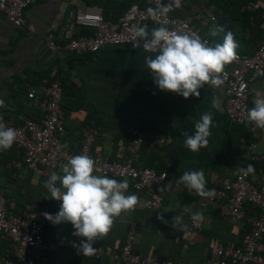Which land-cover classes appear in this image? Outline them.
<instances>
[{
    "label": "crops",
    "instance_id": "obj_1",
    "mask_svg": "<svg viewBox=\"0 0 264 264\" xmlns=\"http://www.w3.org/2000/svg\"><path fill=\"white\" fill-rule=\"evenodd\" d=\"M147 1L35 0L26 10L25 24L19 27L0 11V119L25 118L30 111L29 91H41L45 78L60 79L64 85L63 139L70 150L79 151L84 130L91 129L93 153L125 161L130 153L132 128L137 126L143 130L145 141L135 164L157 172L167 171L174 186L162 206L153 210L147 206L153 191L136 190L129 181L127 194L137 195L138 203L134 210L116 218L108 235L94 243L100 252L98 256L84 257L73 247L82 238L73 235L75 229L70 223L53 224L47 220L45 238L51 250L37 264H124L118 256L131 231L135 233L134 250L158 260L205 261L212 240L242 245L247 223L232 222L222 199L210 203L176 181L186 170H203L207 189H214L220 180L234 177L237 168H247L249 164L255 169L251 178L259 180L264 173V129L247 120L243 124L231 122L225 109V90L211 83L199 89V97L187 99L158 89L145 64V57H154L156 53L133 49L128 44L106 45L96 53H78L68 48L70 38L61 36L71 12L100 8L106 17L117 19L132 3L145 6ZM253 1L257 0H181V6L170 13L196 23L215 45L231 32L238 44L237 54H252L262 44L260 18L264 11L255 9ZM260 1L264 7V1ZM168 2L164 0L163 4ZM144 25L149 31L160 27L149 22ZM49 33L54 35L57 50L46 43ZM88 33H93V29L76 25L70 37ZM253 88L264 89V77L250 83V108L254 106ZM206 112L213 116L208 145L192 152L184 147L182 133L192 134L195 123ZM12 152L11 148L7 157ZM254 155L256 159L252 158ZM14 157L24 159L23 151L16 149ZM1 159L5 163L6 152ZM1 170L0 163V180L14 187L16 200L30 199L39 205L42 214L55 215L59 211V201L50 198L51 193L44 187L48 172L37 175L26 166L15 165L9 169L11 176L6 177ZM186 206L203 213L202 230H193L190 214L184 213ZM174 215H183L186 229L173 228ZM15 248L11 239L0 232V264L15 258ZM12 252V257H6Z\"/></svg>",
    "mask_w": 264,
    "mask_h": 264
},
{
    "label": "built area",
    "instance_id": "obj_2",
    "mask_svg": "<svg viewBox=\"0 0 264 264\" xmlns=\"http://www.w3.org/2000/svg\"><path fill=\"white\" fill-rule=\"evenodd\" d=\"M34 1L0 0V11L5 12L8 19L19 27L25 24L26 10ZM261 2L253 1L252 6L264 10ZM163 3L164 0H148L147 4L142 6L134 2L117 19L107 18L100 8L89 7L86 10L71 12L67 27L61 36L69 37L68 48L78 53H96L106 45L121 44L146 51L143 42L135 37L134 30L149 22L166 26L170 30L195 32L207 40L209 46H215L210 37L200 32L196 23L172 13L166 17L155 15L154 11ZM76 25L91 28L93 33L70 37ZM260 29L264 36V15ZM46 43L53 50L59 47L52 33L46 36ZM215 75L221 82L213 84L214 87L224 89L227 95L225 109L230 121L243 124L247 120V110L250 109V83L264 77V40L255 52L238 54L232 63L225 66L222 73ZM40 90L32 88L28 97L41 109L43 119L27 117L23 123L11 126L17 131L14 145L24 154V159L15 161L18 167L26 166L37 175L48 172L50 176L70 157L86 154L95 160L97 173L127 179L136 190L151 189L153 196L147 201V206L153 210L162 206L166 194L174 186L168 178L167 171L157 172L153 168L135 164V157L145 141V134L141 128L137 126L132 128L130 153L125 161L111 160L100 152L93 153L94 133L91 129L84 130L79 151H72L63 139L65 125L62 81L45 78ZM252 158L256 159L257 155ZM214 190L215 195L205 197L206 200L214 204L222 199L232 222L247 223L241 247L212 240L209 245V256L205 261L158 260L143 256L134 250L135 233L131 231L118 257L124 264H264V173L259 180L252 179L250 174L225 177ZM248 205L255 208V213L251 215L248 213ZM27 210L25 219L18 216L10 217L7 199L0 194V232L7 235L16 245L15 258L5 260V264H37L51 250L45 238L47 219L39 211V205L30 203ZM203 223L204 216L202 220L192 221L193 230H202ZM106 253L111 251L107 250ZM98 255L100 252L97 250L92 256Z\"/></svg>",
    "mask_w": 264,
    "mask_h": 264
},
{
    "label": "clouds",
    "instance_id": "obj_3",
    "mask_svg": "<svg viewBox=\"0 0 264 264\" xmlns=\"http://www.w3.org/2000/svg\"><path fill=\"white\" fill-rule=\"evenodd\" d=\"M180 6L181 0H169L167 4L159 5L154 14L166 17ZM211 34L217 35L218 32ZM134 35L143 42L144 50L156 53L154 57H145V64L157 88L185 99L199 97V89L205 84L220 83L215 74L222 73L225 66L238 55V44L231 32L226 33L223 42L214 47L195 32L170 30L166 26L154 27L149 31L148 26L144 25L137 27ZM252 92L254 106L247 110L246 119L255 127L264 129V89L253 88ZM0 107H3V101H0ZM212 123V113H203L195 123L192 134L182 133L184 147L192 152L207 147ZM16 139L17 131L0 119V152L10 150ZM254 170V166L249 164L247 168H237L236 172L248 175ZM96 172V162L91 156L75 155L61 165L59 173L52 172L44 182V187L51 193L50 198L59 201V211L55 215L43 213L45 219L53 224L70 223L75 229L73 235L82 238L79 245L73 243V247L84 257L95 255L97 249L94 243L108 235L122 213L134 210L139 199L135 194H127V179L117 181ZM176 182L201 197L215 195L214 189L206 187L203 170H186ZM184 213L190 214L193 222L203 218L202 212H193L187 206ZM158 218L163 220L162 216ZM172 226L174 229L177 226L181 230L186 229L183 215H174Z\"/></svg>",
    "mask_w": 264,
    "mask_h": 264
},
{
    "label": "trees",
    "instance_id": "obj_4",
    "mask_svg": "<svg viewBox=\"0 0 264 264\" xmlns=\"http://www.w3.org/2000/svg\"><path fill=\"white\" fill-rule=\"evenodd\" d=\"M263 15L264 14L262 12L261 13L260 22H261V20L263 18ZM107 18H109V17H107ZM261 32H262V30H261ZM263 40H264V36H263V32H262V42H263ZM27 97H28V94H27ZM27 103H28V105L30 104V107H29L30 111H29V113L27 115H25V118L31 117V118H34V119H37V120L43 119V117H44L43 116V112L41 111V109L39 107L34 105L32 99H30L28 97ZM38 116H40L39 119H38ZM11 118H13V119H9L8 120V117L5 116V119L2 120V121L6 124V126L11 127V126L19 125V124L23 123L24 120H25V118H19L18 116L11 117ZM16 149H17L16 146L13 144L12 151H14V152H12L13 155L9 156V157H7V154L9 155L11 149L8 152L6 151L5 163H4V159L3 160L1 159V155H3L5 152H0V163L3 165V170H1V171H2L3 174L6 175V177L11 176V174L9 173V169L15 168V165H16L15 161L16 160H15L14 156H15ZM0 194L5 196L6 199H7V209H8V215L10 217L18 216V217H21V218H24V219L27 217V214H28L27 206H28V204L32 203L30 199L22 198V199H17L16 200L14 198V196H13L14 195V187L9 185L8 182L6 180L4 181L3 179L0 180ZM39 209H40V207H39ZM247 210L250 211L249 212L250 214H251V212L255 213V208H253V206H251V205L247 206ZM46 231H47V228H46ZM241 246L242 245L234 246V247H241ZM13 251L16 252V248ZM14 252H12L10 255H8L6 257H12ZM2 264H5V263H2Z\"/></svg>",
    "mask_w": 264,
    "mask_h": 264
}]
</instances>
